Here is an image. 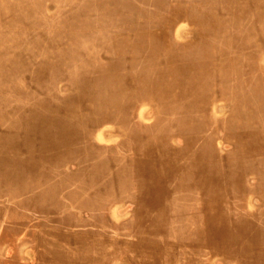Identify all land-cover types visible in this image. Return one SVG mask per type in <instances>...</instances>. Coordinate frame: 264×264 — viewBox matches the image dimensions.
I'll list each match as a JSON object with an SVG mask.
<instances>
[{"label":"bare ground","instance_id":"1","mask_svg":"<svg viewBox=\"0 0 264 264\" xmlns=\"http://www.w3.org/2000/svg\"><path fill=\"white\" fill-rule=\"evenodd\" d=\"M90 1L100 10L97 14L109 7L115 20L129 7L136 8L140 18L151 11L165 12L162 18L152 17L153 28L143 29L139 22L138 28L116 38H98L97 43L114 54L98 67L93 58L99 52L87 47L70 54L75 45L60 49L52 43L59 35L31 43L44 47L42 76L67 68V58L75 69L74 90L66 94L61 109L47 103L40 107L46 110L33 122L27 141L0 139V189L16 202L14 208L40 210L33 231L37 264H86L91 251L96 255L92 264H108L117 253L132 264H208L204 249L237 264H257L264 244V0H172L167 5L165 0H121L119 7L115 0ZM76 16L65 24L78 23L70 29L75 37L84 30L93 34L102 20ZM180 19L192 25L193 35L186 40L181 36L184 41L178 43L171 29ZM13 50H5L11 61L20 53L19 47ZM218 96L228 107L223 118L215 103ZM142 100L155 105L150 124L134 122L131 115ZM106 122L114 124L119 142L95 147L94 129ZM222 134L233 144L226 155L219 148ZM79 137L82 143L75 149ZM176 137L183 143L177 145ZM115 150L128 151L130 162L124 157L113 160ZM72 151L92 159L64 170L49 160L34 159ZM251 173L256 183L249 187ZM248 190L260 196L261 203L244 213L238 206ZM116 201L134 205L131 217L119 224L112 220L120 216L119 207H113ZM12 215L11 206L0 204V264L7 261L5 246H11L5 236L12 224L4 219ZM116 228L131 229L133 238L111 236ZM69 239L73 249L66 247ZM11 261L19 264L16 257Z\"/></svg>","mask_w":264,"mask_h":264},{"label":"rangeland","instance_id":"2","mask_svg":"<svg viewBox=\"0 0 264 264\" xmlns=\"http://www.w3.org/2000/svg\"><path fill=\"white\" fill-rule=\"evenodd\" d=\"M119 1H120V3H119ZM170 1H172V0H165L164 5H167ZM182 1L184 2L185 0H182ZM197 1L200 2L201 0H197ZM90 2H91L90 0H0V59H2V61H0V67H1L0 68V74L2 73L0 75V139L3 140V138L6 137L7 138L6 141H11L14 139L21 140V141H25V140L27 141V138L30 137V134H31V132H30L31 127L35 124L33 122L40 121L42 119L41 117L43 116V113H44L43 111L46 110L45 108H40V107L44 106L47 103V105L49 104V106L54 107L56 110H59V109H61V108H59V106L61 105V102L63 101V99L67 95H70L72 93V91L74 90V82L72 79H74V77H73L74 72L73 71L75 69H74L73 63L71 62V59H69V58H67L65 61V65L67 68H65L64 70H63V68H59L52 73H51V71H49V73L47 72L45 74V76H42L40 74V69L43 67L42 64L44 62L41 51H43L44 47L42 46V48H41V45L39 43L34 45V47L31 46L32 45L31 43L34 42L37 38H42L43 36H47V35L50 36L53 34H55V36L59 35L60 40L54 39L52 43L56 44L58 47L60 46L59 47L60 49L63 47L66 49L67 47L69 48L71 45H75L74 49H72V48H71L72 50L70 49V51H69L70 54L73 52L74 53L77 52V54H78L80 51H82V49H86L87 47L90 48V51H92V52L93 51L99 52L97 57L93 58V64L98 67V64L101 65L103 60L109 61L114 56V54L111 55V52L108 50L106 45L103 46L104 44L101 45L100 42L97 43L98 38L104 37L107 35H109L110 37L115 36L113 38H116L117 36H119L121 33L125 32V31L128 32V31L134 30L135 29L134 27L138 28V26L140 24L139 22H143L142 26H141V28H143V29L153 28V26H154L152 24L153 18H158V17L162 18L163 17L162 14H164V12H165V10H160L159 13H161V14L159 15L156 12L151 11L147 14H144V16H142L143 18H140L141 16H138L139 13H137L138 10L136 8L132 9V7H129L130 9L125 11L126 13L125 12L121 13V14H123L121 16V19L123 18L122 20L120 18H116V20H115V18L113 19L112 17H110L112 12H110L109 7L106 8V10H104L105 12H101L100 14H97L98 13L97 11H100V10L96 9L95 8L96 6H93ZM115 2L117 4V7H119L121 5V0H115ZM88 3H90V4H88ZM114 5H115V3H111L112 8L114 7ZM136 5H137V3H136ZM89 6H90V8H89ZM79 8H81V10H77ZM58 9H59V11H58ZM89 9H92V10L88 11ZM111 10H113V9H111ZM128 11L131 14H129ZM79 13H80V17H84L86 14V16H90L91 18H93V20L95 19L94 21H97V18L102 19L101 23H97V26L95 25L93 27V29H96V31L93 33L94 36H93V34H88L87 33L88 30H84L82 32L83 35L80 34V35H77L75 37V33L72 35L70 32L71 31L70 29H73L74 26L78 25V23L74 26L65 25V24H69L67 22H72V21H75L76 19H78V16H76V15H78ZM101 14H103V15H101ZM199 14H197V15H199ZM54 16H56V17H54ZM147 16H148V18H147ZM22 18L25 20H23ZM33 18H34V20H33ZM46 19H48V20H46ZM111 19H113V20H111ZM143 19H145L146 21L145 22L141 21ZM31 21L37 25L32 24ZM107 22H109V25H107ZM94 23H92L89 27L92 28V25ZM120 23H122V24H120ZM148 24H149V26H148ZM71 25H73V24H71ZM100 25H103V26H100ZM40 27H46L47 29L46 28L45 29L40 28ZM59 27H61L62 30ZM17 29H18V32L16 31ZM117 29H119V30H117ZM178 29H180L181 33ZM65 31H67V32H65ZM106 31H108V32H106ZM171 31H172V35H173L174 39L178 43L183 42L186 37H187L186 39H189L193 35L192 25L185 19H180L176 24H174ZM71 36L73 38H71ZM89 36H90V38H89ZM91 36H93L94 40H93V38L91 39ZM181 36L184 38L183 40H182ZM83 40H84V42H83ZM95 43H97V44H95ZM24 45H25V49L23 48ZM62 45H64V46H62ZM15 46L19 47L20 53H18L16 59L11 61L10 59H8L5 56V50L8 52H14L15 53V50H13V47H15ZM76 46L78 47V49H75ZM32 52H34V53L32 54ZM28 60H29V62H28ZM36 64L38 66H36ZM33 68H35V69H33ZM2 69H4V70H2ZM3 71H5V72H3ZM65 71H67L68 73ZM70 73H71V75H70ZM88 73L89 72H86V74H88ZM6 75L8 76V78L5 79V77H7ZM9 75H10V77H9ZM1 77H2V79H1ZM69 77H70V79H69ZM71 81L73 83H71ZM11 83H14V84H11ZM19 83H21V85ZM12 85H14V86H12ZM75 90H76V85H75ZM27 94H28V96H27ZM18 100L21 102H19ZM41 101H42V103H41ZM215 103H217V111L219 113L218 114L219 118L225 117L227 115L226 113H228V107L224 103L223 97L218 96L215 100ZM13 104H15V105H13ZM39 104H41V105H39ZM149 104H151V103L147 104L146 100H142L141 102H139L136 105V107L134 108V114L131 113V115L133 116V119H135L134 122H137L136 121L137 119H139V122L141 121L140 124H143V125L150 124L153 122L154 115H155V105H153V104L149 105ZM22 105H23V107H22ZM1 108L3 110H1ZM82 108H83V110H86L85 105H83ZM142 108L145 110H142ZM15 109H16V111H15ZM143 119H146V120H143ZM94 131H95V134H94L95 136L93 138V143H94L95 147L99 146V147L105 148V147H109L111 145H116V143L119 142L120 134H119V132L116 131L114 124L111 122H106V123L101 124L100 127L94 129ZM100 134L102 135V137ZM36 135H38V134H36ZM39 138H40V136L37 139H39ZM82 138L83 137L77 138V142H76L77 145L76 144L72 145L75 149H76V147H78V148L80 147L78 145V143L79 144L82 143V141H81ZM39 140H41V139H39ZM218 142H219L220 151L223 155L228 154L233 149V146H232L233 144L231 142H229V140H226L225 137L223 136V134L220 135ZM175 143L177 145L182 144L183 138L182 137H176ZM91 145H92V142H91ZM73 151L72 152H65L62 154L60 153L61 156H59V153L53 154L52 157H49V158L48 157L46 158V156L45 157H39L40 155H38L37 157H34V159L37 161L42 160V162H46L47 160H49L50 162H52V164L59 165L58 168H60L62 170H64V168H66L67 165H68L67 168L71 167L69 164L78 163L80 160L85 162V161H89L90 159H92L88 155H85L82 153L81 154L84 157L80 158ZM114 152H115L116 156L114 158H112L113 160H115L116 158L119 159L121 157H124V159H126V161L130 162L131 154L128 151L115 150ZM88 154L91 156L99 155V153H91V154L88 153ZM72 157H73V159H71ZM109 157H113V156H109ZM54 158H56L57 161H56V159L54 160ZM94 158H96V157H94ZM58 159L62 163H60L58 161ZM71 168H73V167H71ZM248 177L246 179V184L249 187H251L256 183V177L253 173H251ZM1 189H4V187ZM1 189H0V204H8L9 206H11V210L13 212L12 216L4 219L6 224H8V225L12 224V225H11V229H9L7 231V236H5L6 240H9L7 242L10 243L11 246H9V247H8V245L5 246V248H6L5 254H4L5 256L3 259H5L7 261L2 262V264H14L11 261L12 257H16L15 262H19V264H37L38 258H37L36 239H35L36 233H34L33 231L35 230V228H37L39 226L38 223L40 222V220L38 219V214H39L40 210L37 208L34 209L35 211H33L32 208L29 210L26 206L23 207L26 209L24 211L21 208H19V209L14 208V207H16V204H15L16 202L8 199V197L4 193L5 191H2ZM250 191L251 190H248V192L244 196V199H242L243 203L240 204V208L238 206L239 211L241 210L242 212L247 213V212L252 211L254 209L253 207L259 208L260 203H261V199H259L260 196H258L257 194H254L252 192L250 193ZM249 196L251 197V201L249 199L250 198ZM107 201H106V204H107ZM79 206H80V204L74 206V210H78ZM115 206L119 207V215L121 216V217L119 216L118 219H115V218L112 219L116 224L117 223L119 224V223H121V221L127 220L131 217L132 209L134 207L133 202L116 201V203L114 204L113 207H115ZM75 221H77L78 226L82 225L79 222L80 218H78V220H75ZM0 222H1V220H0ZM52 227L55 228L56 224H52ZM263 227H264V225H263ZM75 229H78V228H75ZM111 236H113V237L118 236L119 238L126 239V238H133V233H132V230L129 228H124V229H119V230L116 228V229L112 230ZM68 241L69 242H68V245L66 247L73 249L74 248L73 239H69ZM261 251L262 252L260 254L263 258L261 257V259L259 260V262L257 264H260V263L264 264V255H263L264 254V244H263ZM119 252H121V251L119 250ZM94 254H95V252L91 251V254H89L87 257L86 264H92V259H93L92 257H96V255H94ZM117 254L118 255H116V253L113 254L116 256H114L112 258V261L109 260L108 264H132L125 257L124 254H122V253L121 254L117 253ZM206 255H208V256H206ZM217 255H218V257H217ZM202 256L204 257L205 260L207 259L206 261L208 264H237L235 261H228V260L222 258V256L220 254H218L217 252H210L208 249H204ZM243 264H252V263L246 262Z\"/></svg>","mask_w":264,"mask_h":264}]
</instances>
